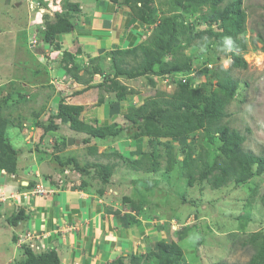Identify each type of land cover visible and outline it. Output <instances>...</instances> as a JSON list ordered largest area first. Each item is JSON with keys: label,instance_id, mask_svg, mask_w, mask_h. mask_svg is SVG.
Listing matches in <instances>:
<instances>
[{"label": "rangeland", "instance_id": "374dc122", "mask_svg": "<svg viewBox=\"0 0 264 264\" xmlns=\"http://www.w3.org/2000/svg\"><path fill=\"white\" fill-rule=\"evenodd\" d=\"M174 1L155 0L159 15L178 14L181 10L175 6ZM231 1L233 0H225L224 5ZM66 2L67 0H0V135L5 136L19 152L16 167L19 179L39 182L42 179L47 181V178L51 177L56 183L71 189L81 188L85 181L88 184L86 190L95 195L103 191L100 196L107 194L114 209L122 207L121 210L125 214L131 212V207L123 203V197L131 196L137 203H141L143 209L136 212V215L140 216L144 226H129L127 235L120 236L122 241L126 240L130 244L124 246L119 256L126 258L134 253L133 251H140V254L144 251L150 252L154 250L157 242L165 240L182 245L186 264H247L254 250L250 244L243 243L251 234L264 232V205L261 199L264 193V176H256L240 187L235 186V182L231 180L221 188H214L210 182L214 180V175L202 183L197 175L194 184L190 185L188 177L183 174L182 168H179L184 158L181 151L187 146L173 140L163 143L173 145V154L179 164L176 169L165 174L168 157L165 147H161L163 157L158 160L159 172L132 171L123 162L101 155L118 148L124 149V142L128 141L129 135L132 134L129 129L117 138L92 139L91 144H84L86 134L72 133L68 125H61L58 131L44 138L46 134L43 135V129H39L40 124L49 121V112L56 105V97L62 98V91L72 92L85 86L75 82L74 78L66 73L65 68H72L70 64L74 63L80 67V75H83L86 81L91 80L93 84H96V80L103 82L104 79L100 75H84L86 67L90 70L99 67L104 75H113L116 71V64L109 59L108 52L95 63H92L90 55H86L87 58H81L79 55L75 60L66 56L63 62L58 60L53 66L59 55L55 54L52 59L49 55L56 51V48H46L41 41L42 34L37 35L35 30L43 29L47 21L55 20L57 13L64 14ZM242 3L247 16V31L240 39H244L245 59L249 66L245 70L232 71L234 79L240 82V89L227 107V117L222 124L246 137L243 145L245 151L264 157V50L263 45L257 42L259 35L264 33V0H242ZM194 20L195 16L184 18L185 24L193 28L191 32H186V37L193 35L195 31L206 30V26L198 28L199 25ZM37 32L39 33V30ZM72 49L74 48L71 47L68 51L72 53ZM184 54L196 57L194 69L186 75V79L197 85L212 82L215 86L216 82L211 80L210 74L204 72L209 63L213 65V69L219 64L226 69L230 67L228 59L217 61L216 42L207 36L202 40L193 41L190 47L184 50ZM169 60L170 58L167 61ZM135 65L137 61L130 59L124 67L131 68ZM61 69L64 71H60ZM63 75L68 77L65 81L62 80ZM120 80L138 93L127 100L129 106L131 103L136 107L155 95L157 90L173 93L177 87L176 82L169 76L150 75ZM71 84L74 87L68 91ZM101 99L103 104H108L107 111L111 112V116L113 114V121L125 123V111L122 108L115 111L114 103H118V100L115 94L108 93V90L104 92V89L97 88L95 92L76 97L70 103L83 105L82 119L99 125L98 119L105 118L103 104H99ZM127 106L124 107L127 109ZM69 138H73L74 145H64V140L68 141ZM144 141V150L149 151V142L147 139ZM191 141L196 151L195 156H198L202 151L200 134L189 140ZM124 152L125 155L126 151ZM72 156L78 158L81 166L88 170L87 173L65 163ZM56 157H59L65 166L61 165ZM212 161L213 156H207L199 164V170L208 168ZM5 162L6 156L0 149V163ZM97 164L111 166V169H108L111 172L109 184L104 183L102 167L96 166ZM27 173L31 176H25ZM7 191L10 193L12 190L8 188ZM248 216L250 220L246 222L245 218ZM241 223L246 225L244 230L240 227ZM185 228L190 232L181 241L178 233ZM87 229L88 226L85 228V234ZM22 230L21 227L19 231ZM24 232H20L21 235L26 233ZM16 239L18 240V237L14 235V240ZM10 247V241H7V245L4 241L0 242V264L10 260ZM23 251L24 248L9 264H17ZM62 254H65L64 251ZM116 258L113 257L104 264Z\"/></svg>", "mask_w": 264, "mask_h": 264}, {"label": "trees", "instance_id": "16d2710c", "mask_svg": "<svg viewBox=\"0 0 264 264\" xmlns=\"http://www.w3.org/2000/svg\"><path fill=\"white\" fill-rule=\"evenodd\" d=\"M35 1L42 2L44 0ZM110 1L116 5L127 7L132 20L144 27V31L148 35L141 43L133 47L126 49L116 47L108 52L109 59L114 65L116 64V71L113 75H104L99 67H94L92 70L86 67L84 75L103 77V82L98 84H93L91 80L90 82L86 81L79 73L80 67L74 63L70 64L72 68H65L66 73L74 78L75 82L85 86L72 92H61L62 99L57 111L51 114L48 122L40 124L43 135L46 134L44 138L60 128L56 120L68 124L70 129L75 132L86 134L87 138L83 139L84 144H89L92 139L117 138L129 129L132 131L129 140L134 142V150L131 151L129 157L119 151L101 155L107 159L115 158L123 162L132 171L159 172L158 160L163 157L161 147H165L168 157L165 174L176 169V165L179 164L173 154V145L169 144L170 140H173L182 146H187L181 151L184 158L179 168H182L183 174L188 177L190 185L194 184L197 175L200 183L214 175V180L210 181L214 188H221L231 180L235 182V186L240 187L256 176H264V157L245 151L243 145L246 137L239 131L232 130L229 126L222 124V121L227 117V107L236 98L240 89V82L234 79L232 71L245 70L249 66L244 53L246 45L244 39H240L247 31V16L242 0H233L225 5V0H175V6L181 11L178 14L162 16L158 13L155 0ZM80 13V4L67 0L65 13H57L55 20L47 21L45 27L38 29L39 33L36 34H42L41 41L45 45L55 47L57 51L61 50V45L57 41L58 36L70 34L75 30V19ZM189 15L195 16L194 22L199 25L198 28L206 26V30L195 31L193 35L186 37V32H191L193 29L184 22V18ZM206 36L216 42L217 61L228 59L230 67L226 69L222 64H219L216 69H213V65L209 63L204 72L210 74L211 80L216 82L215 86L212 82L202 85H197L189 80L183 82L181 77L192 73L196 60V57L186 56L184 50L189 48L193 41L202 40ZM183 38H185V44H183ZM257 42L263 45L262 50H264V33L259 35ZM81 54L82 49L77 46L72 49V53L64 51L59 62H63L66 56L75 60ZM169 58L170 60L167 61ZM130 59L137 61V65L131 68L124 67ZM99 60H101L100 57L92 58V63ZM150 75L169 76L176 82L175 91L166 93L157 90L155 95L149 97L138 107L130 103L128 112L125 114V123L113 122L105 126L88 123L81 117L84 106L69 104L74 98L92 88L106 90L108 85V93L115 94L118 102H127L129 97L138 93L123 84L120 78L136 79ZM70 90H72L71 87L68 88V91ZM103 103L104 101L101 99L99 104ZM199 134L202 151L198 156H195L193 141L189 142V140L198 137ZM4 138L5 136L0 135V149L6 156V162L0 163V171L4 170L10 175H15L19 180L16 169L19 152L9 140ZM144 139H148L149 151L143 149ZM64 141V145H67V139ZM209 155L213 156L211 165L206 169L199 170V164ZM56 159L61 165L72 164L81 172H88L75 157H70L65 163L59 157ZM96 166L102 167L104 183L109 184L111 172L108 169H111V166L104 167L99 164ZM47 180L58 191L66 189L51 177H48ZM20 182L18 188L26 190L33 189L38 183L37 180H30L29 185L24 187ZM87 187L88 184L84 181L81 188L72 190H85ZM99 195H103V191ZM261 199L264 205V193L261 195ZM185 201L187 202V200ZM123 203L131 207V212L123 215V223L126 226L140 225L141 221L138 218L140 216H137L136 212L143 209L142 204L137 203L129 196L123 197ZM22 206L7 219L11 226L18 227L30 220L27 209ZM245 219L246 222L250 220L249 216ZM240 227L244 230L246 225L241 223ZM189 232L190 230L187 228L182 229V232L178 233L179 239L181 241L185 239ZM243 244H250L254 250L247 264H264V232L251 234ZM23 248L25 257L17 264H63V254L58 247L36 252L39 251V247L36 248L30 239L23 244ZM185 261L186 256L181 244L160 240L156 243L154 250L152 249L150 252L140 255L131 253L126 258L119 256L107 264H186ZM217 264L228 263L218 262Z\"/></svg>", "mask_w": 264, "mask_h": 264}, {"label": "crops", "instance_id": "0c3cea01", "mask_svg": "<svg viewBox=\"0 0 264 264\" xmlns=\"http://www.w3.org/2000/svg\"><path fill=\"white\" fill-rule=\"evenodd\" d=\"M74 2L80 4L81 13L75 19V30L70 34L58 36L57 41L61 45V50H56L52 53L53 58L55 54L58 53L59 55L55 59L53 66L59 62L58 60L63 55V52L68 51L71 47L76 48L79 46L82 49V54L79 56L81 58H87L86 55H90L92 58H102L106 52H110L116 47L120 49L133 47L141 43L148 35L144 31V27H141L138 22L132 20L128 12L129 9L125 6L116 5L110 0H74ZM39 21L41 22V20ZM37 31L38 29L35 30L36 33ZM48 47L46 46V48ZM60 71L64 70L61 69ZM67 78L66 75L62 76V80L64 79V81ZM95 82L96 84L100 83L97 80ZM69 86L71 88L74 87L72 84ZM96 90L97 88H92L78 97H83L87 93L90 94ZM61 99V97H56V105L49 112L48 118H50L52 113L57 111ZM114 104V108L116 107L115 111L122 108L126 114L129 106L128 102ZM125 104H128V106ZM74 105L80 104L75 103ZM123 105L127 106V109ZM102 106L105 118L98 119L99 125L105 126L115 122L113 121V114L111 116V112L107 111L108 104H103ZM102 120L108 121V123H103ZM56 123L59 124L60 128L61 125H68L62 123L60 120H56ZM70 132L74 133L75 131L71 130ZM129 142L132 141H125L124 149L118 148L116 151L123 153L125 150V155H130L131 151L134 150V145ZM144 142L143 149L146 148ZM118 144L120 145L121 142ZM111 152L114 151L111 150L107 153ZM72 157L77 158L76 156ZM25 176L30 177L31 175L27 173ZM19 180L26 187L29 185L31 179ZM0 184L4 186V191L8 195L16 191H29L19 189L14 184V181H11L9 178L2 179ZM8 188L12 190L10 193L7 191ZM50 188L53 192L48 194L47 197L29 196L24 201L25 205L23 206L27 209L30 220L27 223L20 224L18 227L11 226L7 219L22 205H18L10 199L4 204H0V242L4 241L7 245V241H10L11 247L8 255L10 260L14 259L17 254H21L23 245H20L17 239L14 240V235L19 237L23 231L30 233L32 243L36 248L39 247V251L53 247H58L61 253L64 251L63 264H104L113 259V257L116 258L122 254L121 250L124 249V246H129L130 243H127L128 241L120 239L121 235H127L128 233L129 226H126L122 220L125 213L121 210L122 207L114 209L112 203H109L107 194L104 196L95 195L86 189L72 190L71 188H66L65 190L58 191L52 186ZM138 218L140 219V217ZM87 226L88 229L85 234ZM143 226L144 224L141 221L138 228ZM21 227L23 230L19 231ZM83 227L84 229H82ZM157 228L159 229V226ZM133 252L140 254V251ZM144 252H141V254H144ZM23 255L24 251L21 260L24 258ZM10 260L5 264H9Z\"/></svg>", "mask_w": 264, "mask_h": 264}, {"label": "built area", "instance_id": "2783aa9c", "mask_svg": "<svg viewBox=\"0 0 264 264\" xmlns=\"http://www.w3.org/2000/svg\"><path fill=\"white\" fill-rule=\"evenodd\" d=\"M37 43V42H35ZM47 46V45H45ZM49 56H51V58H53V54L51 53ZM183 82H186L187 79L185 76L181 77ZM10 179L11 181H14V184L16 186H18L19 181L17 180L15 175H10L8 174L6 171L2 170L0 171V181L2 179ZM22 184V182H20ZM47 181L42 179L41 181H39L33 189L29 190L28 192H21V191H16L15 193H12L11 195H8L5 191H4V186H1L0 184V204H4L5 202H7L9 199L13 200L15 203H17L18 205H25L24 201L28 199L29 196H33V197H47L48 194L52 193L53 190L50 189V187H48V185H46ZM31 239V235L30 233H26L21 235L20 238V244H25L28 240Z\"/></svg>", "mask_w": 264, "mask_h": 264}, {"label": "water", "instance_id": "95a60500", "mask_svg": "<svg viewBox=\"0 0 264 264\" xmlns=\"http://www.w3.org/2000/svg\"><path fill=\"white\" fill-rule=\"evenodd\" d=\"M80 141H77V143H79ZM75 141L73 140V138H69L67 141L68 146L74 145Z\"/></svg>", "mask_w": 264, "mask_h": 264}, {"label": "clouds", "instance_id": "9594fccd", "mask_svg": "<svg viewBox=\"0 0 264 264\" xmlns=\"http://www.w3.org/2000/svg\"><path fill=\"white\" fill-rule=\"evenodd\" d=\"M50 6V5H49ZM42 22V21H41ZM19 182H20V180H18ZM46 185H48V187H50V183L48 182V180H47V183H46ZM51 189V188H50ZM21 245H23V244H21Z\"/></svg>", "mask_w": 264, "mask_h": 264}]
</instances>
